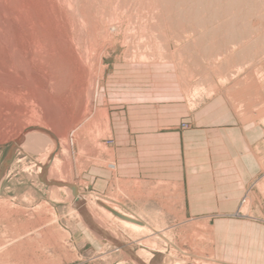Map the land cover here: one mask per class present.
Returning a JSON list of instances; mask_svg holds the SVG:
<instances>
[{"label": "rangeland", "instance_id": "obj_1", "mask_svg": "<svg viewBox=\"0 0 264 264\" xmlns=\"http://www.w3.org/2000/svg\"><path fill=\"white\" fill-rule=\"evenodd\" d=\"M263 96L264 0H0V264H227L179 147ZM256 160L240 215L264 211Z\"/></svg>", "mask_w": 264, "mask_h": 264}, {"label": "crops", "instance_id": "obj_2", "mask_svg": "<svg viewBox=\"0 0 264 264\" xmlns=\"http://www.w3.org/2000/svg\"><path fill=\"white\" fill-rule=\"evenodd\" d=\"M201 110L179 147L183 161L195 150V165L188 167L185 161L189 213L207 215L215 259L264 264V211L257 207L252 215L236 213L244 191L258 175L256 155L264 154V96L259 119L252 123L233 124L236 116L220 104ZM200 156L211 165L212 177H201L206 171L201 168L204 164L200 167Z\"/></svg>", "mask_w": 264, "mask_h": 264}, {"label": "water", "instance_id": "obj_3", "mask_svg": "<svg viewBox=\"0 0 264 264\" xmlns=\"http://www.w3.org/2000/svg\"><path fill=\"white\" fill-rule=\"evenodd\" d=\"M9 161V158L6 160V162L2 165L1 171H0V175L3 172V170L5 169L7 162Z\"/></svg>", "mask_w": 264, "mask_h": 264}, {"label": "bare ground", "instance_id": "obj_4", "mask_svg": "<svg viewBox=\"0 0 264 264\" xmlns=\"http://www.w3.org/2000/svg\"><path fill=\"white\" fill-rule=\"evenodd\" d=\"M121 216V215H120ZM121 218H123V219H126L125 217H123V216H121ZM127 220H130V219H127ZM134 222H136V221H134ZM136 223H139V222H136Z\"/></svg>", "mask_w": 264, "mask_h": 264}]
</instances>
